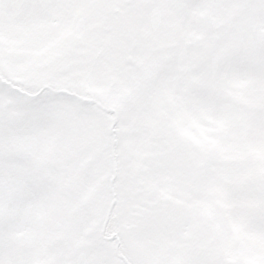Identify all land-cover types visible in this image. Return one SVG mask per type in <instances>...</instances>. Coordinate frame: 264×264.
<instances>
[{
	"label": "snow or ice",
	"instance_id": "6c2138e0",
	"mask_svg": "<svg viewBox=\"0 0 264 264\" xmlns=\"http://www.w3.org/2000/svg\"><path fill=\"white\" fill-rule=\"evenodd\" d=\"M0 264H264V0H0Z\"/></svg>",
	"mask_w": 264,
	"mask_h": 264
}]
</instances>
